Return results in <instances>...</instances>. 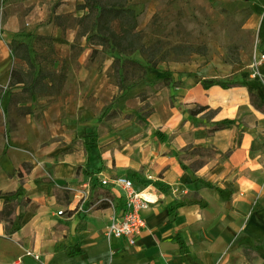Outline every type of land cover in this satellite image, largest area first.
<instances>
[{
  "label": "crops",
  "instance_id": "obj_1",
  "mask_svg": "<svg viewBox=\"0 0 264 264\" xmlns=\"http://www.w3.org/2000/svg\"><path fill=\"white\" fill-rule=\"evenodd\" d=\"M51 3L6 0L0 7V13L7 12L0 24L1 89L8 85L13 64L7 43L22 25L37 31ZM250 7L243 27L254 44L240 50L239 71L233 73L222 52L169 63L165 71L178 83L160 82L152 88L141 81L113 102L124 114L142 107L151 110L142 124L119 118L88 144V153L85 135L103 106L118 95L106 75L109 65L100 69L90 63L88 47L68 66L62 92L38 99L46 104L40 120L26 115L6 136L7 97L0 100V192L20 187L17 172L27 162L31 168L24 172L23 189L39 204L23 214L10 234L0 222V264H264V110L249 100L251 91L264 106V55L257 35L264 0H250ZM61 33L71 41L77 29ZM80 38L84 46L86 40ZM201 78H232L239 85L205 88ZM196 104L218 112L211 118L189 113ZM228 106H235L234 115L226 114ZM222 119L228 120L226 126L210 130ZM186 146L213 148L215 153L193 172L181 165L198 158ZM184 153L187 157L181 156ZM97 172L125 175L136 189L149 185L158 193L159 202L142 211L145 228L135 245L105 235L110 207L98 205L86 215L74 210L65 187H76ZM133 174L147 183L139 184ZM45 178L62 188L54 193V184ZM190 189L198 199L181 202ZM99 192L108 193L105 188ZM117 193L122 190L112 194ZM5 198L0 195V208ZM61 208L65 212L59 215Z\"/></svg>",
  "mask_w": 264,
  "mask_h": 264
},
{
  "label": "trees",
  "instance_id": "obj_2",
  "mask_svg": "<svg viewBox=\"0 0 264 264\" xmlns=\"http://www.w3.org/2000/svg\"><path fill=\"white\" fill-rule=\"evenodd\" d=\"M6 0H0V7ZM57 1L54 5H57ZM133 0H83L75 5L76 11H81L79 16L68 18L54 12L53 16H48L46 22H51L61 29L74 26L77 29L76 37H84L90 45L89 61L90 63L97 62L98 57L101 60L105 56L110 55L112 61L110 64L111 72L108 77L117 87V98L133 85L144 81L147 78V65L139 63L129 57L134 51L145 52L148 48L146 40H144L140 31L137 30V14L133 8ZM7 12L2 10L0 13V24H3ZM72 22H71V21ZM23 30L20 29L7 43L9 55L13 60V64L8 70V85L5 89L0 88V100L7 97L5 108V135L8 136L13 131L20 118L30 115L35 120H40L46 104H38V99L42 97H53L62 92L63 86L67 78V67L62 63L59 69L54 67V58L56 56V48L53 39L50 35L28 33V40L21 38ZM257 35L260 39V44L263 46L262 53L264 55V15L260 21ZM77 43L70 45L71 49L78 48V53L82 50V46ZM187 53L195 51L196 53L205 55L207 53L206 45L197 48L196 50L188 49ZM161 56L159 59H163ZM232 64L233 73L239 71L243 64L238 57H227ZM148 65L155 67L156 58L147 57ZM101 63L99 62V66ZM98 66V67H99ZM169 80L162 82L178 83L179 80ZM156 79H161L157 76ZM202 85L206 88L213 84H218L223 88L239 85L237 81H218L212 78H201ZM113 100L103 106L105 108L112 106ZM250 103L257 109L264 110V106L256 101V97L249 92ZM142 107L135 113L138 114V123L142 124V119L147 117L151 110H145ZM115 109H112L114 112ZM116 112V111H115ZM218 112V109L210 108L207 105L196 104L189 109L191 114H203L206 118L213 117ZM104 115L101 113L100 117ZM125 119H132L131 114H125ZM228 124L227 119H222L215 122V125L210 130H215L224 127ZM191 147L190 153L198 156V158L190 159L187 162H181L182 168H188L195 172L205 162V157L212 156L215 153L213 148L203 146H186ZM185 148V149H186ZM88 153V145L85 147ZM23 169H19L17 175L20 180V187L16 190L1 193L6 198L0 208V222L4 224L5 233H12L20 224L23 214L27 211L34 212L39 204L26 195L24 184V172H28L31 168L30 163H23ZM79 168V166L77 167ZM46 181L54 182L49 178ZM204 185L217 189L216 186L204 182ZM60 187L54 184V193L60 190ZM159 189H163L160 186ZM101 208H108V203L99 204ZM71 253V252H70Z\"/></svg>",
  "mask_w": 264,
  "mask_h": 264
},
{
  "label": "rangeland",
  "instance_id": "obj_3",
  "mask_svg": "<svg viewBox=\"0 0 264 264\" xmlns=\"http://www.w3.org/2000/svg\"><path fill=\"white\" fill-rule=\"evenodd\" d=\"M56 1L58 3L54 5ZM82 1L52 0L48 16L52 17L56 11L68 18L79 16L81 11H76L75 5ZM63 3L65 5H62ZM133 3V8L137 14V30L146 40L148 48L143 53L134 51L129 57L147 65L146 76L148 79L144 81L149 82L152 88L162 80L163 82L169 80L167 77L170 78V75H168V71H165L169 63L186 62L191 58L202 56L208 58V56H212V52H222L226 59L228 56L239 58L241 49L250 50L253 47V36L249 30L243 27L244 20L250 13V0H133ZM47 18L38 23L37 31L27 30L26 26L22 25L20 28L23 30L21 38L28 40V33L50 35L56 48L54 67L59 69L64 62L68 68L72 62L74 63V58L78 55L77 51L79 50L78 48L71 49L70 45L77 43L82 46L83 41L80 37L71 41L64 38L61 29L60 31L55 29L56 25L53 21L46 22ZM203 45L207 47L205 55L195 51L187 53L188 49L196 50ZM85 46L90 50L88 42L82 47ZM161 56H164L163 59H159ZM147 57L156 58L155 67L148 65ZM111 61L112 57L107 55L102 60L101 57H98L97 62L92 64L98 67L100 62L101 65L98 67L100 69L109 65V72L106 73L108 75L111 72ZM157 76H160L161 79H156ZM226 80L233 81L232 78ZM37 103L42 104L43 102ZM112 109H115L116 112H112ZM102 112L104 115L98 117L97 121L90 126L89 129L91 130L85 135L84 147L94 142L98 133L105 131L113 125L114 121L124 118L125 115L121 108L114 107L113 104ZM127 114L132 115L133 121H138V114L135 111ZM189 151L191 148H189L188 153ZM181 156L187 157L186 153ZM133 177L141 185L147 183L134 174ZM153 185L163 186L159 182H153ZM197 199L194 189H190L181 199V202L196 201Z\"/></svg>",
  "mask_w": 264,
  "mask_h": 264
},
{
  "label": "built area",
  "instance_id": "obj_4",
  "mask_svg": "<svg viewBox=\"0 0 264 264\" xmlns=\"http://www.w3.org/2000/svg\"><path fill=\"white\" fill-rule=\"evenodd\" d=\"M264 82V81H263ZM235 106L226 108L227 115H234ZM71 191L74 210L78 215H86L101 203H108L111 214L104 228L107 237L123 238L129 245H135L138 236L145 228L142 211L159 202V196L152 187L146 185L136 189L134 180L121 174L107 175L97 172L76 187L66 186ZM107 189V194L100 189ZM122 193L112 194L116 190ZM64 208L57 211L61 215Z\"/></svg>",
  "mask_w": 264,
  "mask_h": 264
}]
</instances>
